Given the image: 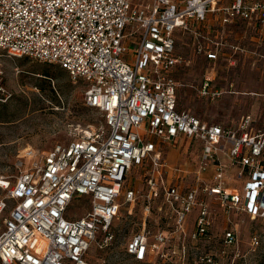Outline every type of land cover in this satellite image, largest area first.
<instances>
[{
  "label": "built area",
  "instance_id": "2783aa9c",
  "mask_svg": "<svg viewBox=\"0 0 264 264\" xmlns=\"http://www.w3.org/2000/svg\"><path fill=\"white\" fill-rule=\"evenodd\" d=\"M236 25L251 30L252 48L230 39ZM186 35L192 59L206 62L197 94L213 101L225 93L215 83L220 65L264 68V0H0V52L59 66L102 118L67 144L25 149L13 182L0 179V264H90L89 248L100 235L99 248L109 245L121 206L139 198L146 218L162 199L155 209L168 228L150 236L144 220L126 245L138 262L185 259L187 241L211 240L218 207L264 221V131L255 119L210 124L177 107L174 75L185 62L177 43ZM180 137L201 143L192 172L170 170L163 156ZM76 202L89 207L78 218L68 214ZM224 235L235 244L234 227ZM192 264H218V256Z\"/></svg>",
  "mask_w": 264,
  "mask_h": 264
},
{
  "label": "rangeland",
  "instance_id": "374dc122",
  "mask_svg": "<svg viewBox=\"0 0 264 264\" xmlns=\"http://www.w3.org/2000/svg\"><path fill=\"white\" fill-rule=\"evenodd\" d=\"M228 33L230 39L253 47L248 41L250 29L236 25L229 27ZM191 43L188 35L177 43V52L185 60L174 75L178 84V109L189 110L210 124L228 126L242 115L249 114L255 119L254 127L264 131V68L255 64L250 69L251 60L238 64V68L230 72L221 71L223 67L220 65L215 83L225 93L213 101L204 99L198 96L197 90L207 70L206 62L200 57L192 59ZM261 48H264V43ZM130 60L128 57L126 61ZM83 91L82 85L72 83L66 71L57 65L26 57L9 58L0 52V179L13 182L25 149L47 152L57 144H67L80 138L83 131L100 123L102 118L98 111L84 104ZM195 147H188L185 154L182 148L163 145L167 165L171 167L176 163L182 165L186 172L193 171L198 154ZM140 177L139 172L131 171V182L140 193H145L144 178ZM190 181L191 178H185L186 183ZM3 194L0 190V198ZM161 203L162 199L152 203L153 209L147 218L142 198L131 207L123 204L109 229L113 240L106 247L99 248L101 235L97 238L87 253L90 264H192L199 256L208 253L218 256V264H264V221L232 212L227 217L219 207L211 240L187 241L185 259L174 256L164 262L160 258H153L151 262L135 261L127 254L126 245L134 234L143 231L144 220L145 230L150 232V236L157 229L168 228L164 216L155 209ZM211 206L214 209L216 204ZM88 209V205L76 202L69 207L68 214L78 218ZM193 211L188 220L190 226L196 209ZM230 226L236 229V242L226 245L223 237ZM254 235L257 243L253 245L251 237Z\"/></svg>",
  "mask_w": 264,
  "mask_h": 264
},
{
  "label": "crops",
  "instance_id": "0c3cea01",
  "mask_svg": "<svg viewBox=\"0 0 264 264\" xmlns=\"http://www.w3.org/2000/svg\"><path fill=\"white\" fill-rule=\"evenodd\" d=\"M203 120H205V119H203ZM168 146H170L172 148H177V149L182 148L183 149V152L185 154H187V148L188 147H190V146H196L195 148H196V150H197V152L199 154V150L201 148V143H200V141H198L196 139L186 138V137H180V138L176 139L174 142L170 143ZM198 154H197V157H199ZM197 157L195 159V164H196V161H197ZM176 165H178V164H176V163L175 164H172L171 167L168 166V165L167 166L171 170ZM194 168H195V166H194ZM189 172H192V170H190ZM209 174H210V172L207 173V176H209Z\"/></svg>",
  "mask_w": 264,
  "mask_h": 264
},
{
  "label": "trees",
  "instance_id": "16d2710c",
  "mask_svg": "<svg viewBox=\"0 0 264 264\" xmlns=\"http://www.w3.org/2000/svg\"><path fill=\"white\" fill-rule=\"evenodd\" d=\"M45 77H49L48 75L44 74Z\"/></svg>",
  "mask_w": 264,
  "mask_h": 264
}]
</instances>
